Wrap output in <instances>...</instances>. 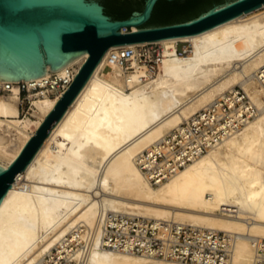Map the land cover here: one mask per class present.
<instances>
[{
    "label": "bare ground",
    "instance_id": "1",
    "mask_svg": "<svg viewBox=\"0 0 264 264\" xmlns=\"http://www.w3.org/2000/svg\"><path fill=\"white\" fill-rule=\"evenodd\" d=\"M150 44L162 46L153 73L138 52ZM178 44H189L184 56ZM125 48L134 51L126 69L109 61ZM87 57L57 72L45 64L47 73L32 79L0 80L11 84L0 96V167L69 87L50 96V72L71 84ZM21 82L40 87L30 95L34 119L20 116ZM216 102L214 118L225 123L202 134L205 151L197 144L200 154L153 186L140 170L144 152L172 155L166 137L188 139L190 125H182ZM115 214L225 232L234 237L231 263L251 264L252 242L264 239V4L199 34L109 48L2 197L0 264H49L74 243L81 248L68 256L73 264H188L107 248L102 227Z\"/></svg>",
    "mask_w": 264,
    "mask_h": 264
},
{
    "label": "water",
    "instance_id": "2",
    "mask_svg": "<svg viewBox=\"0 0 264 264\" xmlns=\"http://www.w3.org/2000/svg\"><path fill=\"white\" fill-rule=\"evenodd\" d=\"M158 1L170 0H145L141 12L115 20L105 14L104 5L110 16L119 10L106 0H0V80H28L44 75L45 64H51V70L57 72L82 54L88 55L17 158L6 169L0 167V201L109 48L199 34L264 4V0H202L194 7L197 11L179 8L161 16L184 19L181 23L147 27ZM133 27L137 31H132Z\"/></svg>",
    "mask_w": 264,
    "mask_h": 264
},
{
    "label": "built area",
    "instance_id": "3",
    "mask_svg": "<svg viewBox=\"0 0 264 264\" xmlns=\"http://www.w3.org/2000/svg\"><path fill=\"white\" fill-rule=\"evenodd\" d=\"M154 44H150L143 48H139L140 61L145 64L150 72L156 71L158 61L160 59L159 51L153 50ZM183 52L184 49H183ZM155 53V57H153ZM134 51L131 48L118 49L113 52L109 58L110 62H114L126 69L128 61L133 56ZM46 88L49 89L48 94L54 95L61 87L69 86L70 83L60 80L54 76V79H49ZM20 104L23 107L25 104L24 96L26 94L36 93L40 91L39 86L29 88L25 83H19ZM11 84L0 85V96L8 93L11 90ZM235 95H231V98ZM237 98L244 102V97L241 92L237 93ZM223 103L221 112L224 116L230 115V108L222 100ZM216 104L203 108L194 115L188 122L182 126L190 129L186 130L188 139H183L182 136L175 131L173 135H168L165 144H170L173 148L172 155L169 157L164 154H157L153 157L145 151L143 156L146 163H140V170L143 175H146L150 183L158 185L164 182L169 176L176 173L183 167L184 164L190 163L192 158L205 151V144L202 141V134H212V130L217 123H225L224 117L214 118V108ZM239 107V105H237ZM246 117L242 115V120ZM197 138V140H196ZM199 145L200 153H196L195 146ZM112 226L108 223L102 227L103 240L109 245L107 248L113 250L132 253L135 255L149 256L172 262H183L188 264H232V241L234 237L230 234L220 231H212L189 226L175 227L174 224L162 223L160 221H151L140 219L133 216L123 214L113 215ZM156 224V225H155ZM81 248L80 244L74 243L66 247L64 254L58 257L55 261L53 258H46L49 264H73L69 255L73 254L77 249ZM254 251L251 264H264V239L254 240L252 242ZM57 250L53 249L52 254H56Z\"/></svg>",
    "mask_w": 264,
    "mask_h": 264
},
{
    "label": "flooded vegetation",
    "instance_id": "4",
    "mask_svg": "<svg viewBox=\"0 0 264 264\" xmlns=\"http://www.w3.org/2000/svg\"><path fill=\"white\" fill-rule=\"evenodd\" d=\"M200 1L202 0L158 1L153 8L150 19L145 25L160 26V23H158V21L163 18L161 17L162 15L165 16L179 8H194L200 4ZM106 2L114 4L118 8L119 12L117 15L110 16L104 5L105 14H107L111 19L118 20L126 19L135 12H141L145 0H106Z\"/></svg>",
    "mask_w": 264,
    "mask_h": 264
},
{
    "label": "rangeland",
    "instance_id": "5",
    "mask_svg": "<svg viewBox=\"0 0 264 264\" xmlns=\"http://www.w3.org/2000/svg\"><path fill=\"white\" fill-rule=\"evenodd\" d=\"M185 46H188L189 47V44H178V46H177V54L178 55L184 56L186 54V52H183V49H184ZM152 47H153L154 52L155 51H159L160 56H161L162 46L159 45V44H154V46H152ZM153 57H155V53H154ZM107 72H108V67H106L104 69V73H107ZM54 76H55V74L53 72H50V79L51 80L54 79ZM45 90H49V89H45ZM36 93H38V92H36ZM31 94H35V93L29 92V94H26V96H24L25 99L27 97V100H25V104L23 105V107H19V111H20L21 118L28 117V118L34 119L32 117V105H31V97H30ZM50 96H54V95H50Z\"/></svg>",
    "mask_w": 264,
    "mask_h": 264
},
{
    "label": "trees",
    "instance_id": "6",
    "mask_svg": "<svg viewBox=\"0 0 264 264\" xmlns=\"http://www.w3.org/2000/svg\"><path fill=\"white\" fill-rule=\"evenodd\" d=\"M136 6H139V5H136ZM194 9V8H193ZM195 10V9H194ZM193 10V11H194ZM195 11H197V10H195ZM194 11V12H195ZM184 19H167V18H161L159 21H158V23H160V26H162V25H170V24H175V23H181L182 21H183Z\"/></svg>",
    "mask_w": 264,
    "mask_h": 264
}]
</instances>
